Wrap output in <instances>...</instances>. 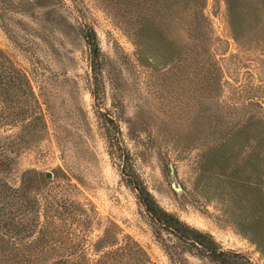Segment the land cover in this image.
I'll list each match as a JSON object with an SVG mask.
<instances>
[{
	"label": "rangeland",
	"instance_id": "rangeland-1",
	"mask_svg": "<svg viewBox=\"0 0 264 264\" xmlns=\"http://www.w3.org/2000/svg\"><path fill=\"white\" fill-rule=\"evenodd\" d=\"M248 1L263 5L244 6L233 34L227 0H0V49L30 89L15 119L36 115L0 126L17 141L3 177L37 198L27 204L36 228L49 223L46 247L57 251L39 264L57 252L92 259L98 247H141L154 264H264L225 190L199 172L203 153L242 123L264 137V0L237 8ZM142 26L162 42L138 46ZM132 173L162 208L210 233L223 260L157 232Z\"/></svg>",
	"mask_w": 264,
	"mask_h": 264
},
{
	"label": "trees",
	"instance_id": "trees-1",
	"mask_svg": "<svg viewBox=\"0 0 264 264\" xmlns=\"http://www.w3.org/2000/svg\"><path fill=\"white\" fill-rule=\"evenodd\" d=\"M186 2L188 0H184ZM237 2L238 0H227L229 24L233 34L240 30L244 22L245 7L260 10L263 5L248 1L245 5L241 4L243 7L237 8ZM150 29L152 30L142 26L137 36L138 46H144V42L153 39L162 42L163 34L157 29ZM83 36L87 48L94 51L93 30L84 28ZM164 46L154 52H167ZM27 86L19 68L0 49V126L14 124L17 120L28 126L32 118L36 117L29 113L15 119L23 110H27L23 106L25 96L30 91ZM256 128L257 125L242 123L239 129L225 133L215 146L203 153L199 172L207 177H214L215 185L219 187L218 192L225 190L234 225L249 237L264 259V137ZM16 146L14 138L0 135V264H39L43 262L45 255L57 249L46 247L53 237L49 223L37 229L38 209H28L30 206L27 204L31 201L34 206L37 204L35 195L31 194L29 197L24 187L10 186L3 177L10 167ZM128 182L135 191L138 202L152 219L157 232L166 231L174 237L175 244L210 260H223L226 251L221 249L210 233L187 224L174 213L162 208L135 173H132ZM27 184L25 183V187ZM35 231L36 235L27 240L22 239ZM162 244L169 255L174 254L176 247H168L164 242ZM97 249L100 250L97 256L92 259L85 257L83 261L68 259L57 252L55 258L50 259L47 264H154L141 247ZM77 251L80 252L79 249Z\"/></svg>",
	"mask_w": 264,
	"mask_h": 264
}]
</instances>
